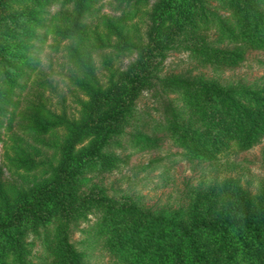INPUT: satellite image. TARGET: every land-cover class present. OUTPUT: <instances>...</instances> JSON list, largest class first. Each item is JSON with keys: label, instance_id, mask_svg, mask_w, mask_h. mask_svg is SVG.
<instances>
[{"label": "trees", "instance_id": "trees-1", "mask_svg": "<svg viewBox=\"0 0 264 264\" xmlns=\"http://www.w3.org/2000/svg\"><path fill=\"white\" fill-rule=\"evenodd\" d=\"M98 1L0 0V130L32 65L33 42L43 38L40 29L70 41L68 60L88 96L79 122L43 105L28 116L26 132L34 137L58 141L56 129L66 133L42 180H0V264H88L96 247L116 264H264V185L251 193L236 179L213 180L192 187L171 210H151L93 183L95 174L124 163L117 149L144 151L162 138L178 149L170 166L213 163L262 143L264 84L165 72L164 61L186 53L196 68L219 73L238 68L249 51L264 53V0H157L150 9L149 0H114L119 15L101 12ZM147 9L145 42L132 22ZM106 48L136 57L120 70L105 56L101 83L93 54ZM144 92L157 116L138 106ZM14 149L9 164L37 168L27 150ZM261 157L264 164V147ZM163 159L140 169L165 168Z\"/></svg>", "mask_w": 264, "mask_h": 264}, {"label": "rangeland", "instance_id": "rangeland-1", "mask_svg": "<svg viewBox=\"0 0 264 264\" xmlns=\"http://www.w3.org/2000/svg\"><path fill=\"white\" fill-rule=\"evenodd\" d=\"M157 0H149L150 9ZM96 6L101 12L109 15H119L115 10L114 0H99ZM57 6H49L50 13ZM148 9L133 20L136 33L140 39L147 41V32L151 25ZM43 38L33 42L30 54L31 67L27 69L25 79L20 88L15 91L16 105L10 106L6 115L1 118L0 142V180L30 185L35 180H42L44 171L49 163L55 164L56 148L65 136V130L56 129L58 141L52 134L34 137L26 132L27 118L38 105L69 121L79 122L83 118L82 102L88 99L86 93L78 86L77 78L80 72L70 63L66 46L67 39L60 40L52 32L45 33L38 30ZM105 56L111 58L113 68L125 70L136 57V53H120L112 48H106L93 54L96 78L104 83L108 71ZM193 74L202 72L228 82H243L264 84V53L249 51L246 60L238 68L224 72H213L211 69L196 68L186 53H171L164 61L165 72H188ZM156 105L149 92H144L138 101V106L150 110L153 116L157 112L152 109ZM56 144V145H55ZM23 147L30 153L37 163V168L28 171L23 167L9 164L6 155L15 156V148ZM261 144L248 151L237 152L234 149L220 155L213 163H199L181 161L176 165H168V157L178 151L170 139L162 138L159 146L144 151H135L132 148L117 149V154L124 159V163L112 172L95 174L93 183L97 186H106L110 191H116L135 200H139L151 210H171L186 202L192 187L198 184L207 185L213 180L227 178L236 179L239 184L251 193H256L264 185V164L262 163ZM165 158L162 163L167 167L155 170L140 169L153 159ZM82 226H85L84 224ZM80 234L76 232L74 239ZM88 264H116L100 247L90 251Z\"/></svg>", "mask_w": 264, "mask_h": 264}]
</instances>
